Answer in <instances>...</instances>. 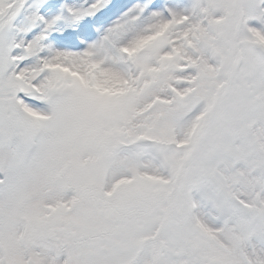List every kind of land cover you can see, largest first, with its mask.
<instances>
[{
  "label": "snow or ice",
  "instance_id": "obj_1",
  "mask_svg": "<svg viewBox=\"0 0 264 264\" xmlns=\"http://www.w3.org/2000/svg\"><path fill=\"white\" fill-rule=\"evenodd\" d=\"M0 264H264V0H0Z\"/></svg>",
  "mask_w": 264,
  "mask_h": 264
}]
</instances>
